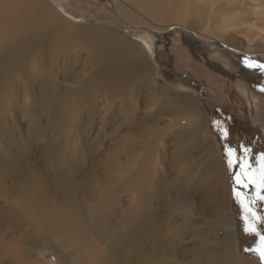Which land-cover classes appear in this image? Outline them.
I'll return each instance as SVG.
<instances>
[{
    "label": "bare ground",
    "instance_id": "obj_1",
    "mask_svg": "<svg viewBox=\"0 0 264 264\" xmlns=\"http://www.w3.org/2000/svg\"><path fill=\"white\" fill-rule=\"evenodd\" d=\"M94 1L0 0V150L7 164L0 166V264H112L127 256L148 264H252L254 257H246L238 241L233 215L223 213L222 220L206 226L210 234L224 229L216 237L196 220L198 213L202 221L208 219L207 210L221 205L229 189L223 154L209 133L201 101L187 92L171 99L159 86L160 98L141 101L139 83L152 73L148 31L126 37L120 22ZM114 4L129 24L140 22L128 13L134 6L156 21L155 29L174 26L225 49L264 55V0ZM77 62L81 72L71 80L67 71ZM240 90L251 100L246 85ZM253 107V121L263 129L264 102ZM52 114L71 120L76 146L83 128L94 129V116L100 115L102 128L109 119L103 136L110 137L113 161L105 155L97 160L102 169L109 161L110 166L97 177L98 193L94 190L86 213L66 198L52 200L55 193H78L76 173L86 170L56 156L67 153L64 145L71 141L65 138L61 146L50 137ZM23 117L27 132L17 136L9 121L18 125ZM122 193L128 201L117 215ZM119 216L125 227L120 233L113 222ZM89 231L99 237L107 231L100 238L109 250L103 263L92 257ZM187 235L215 247L202 245L181 260L176 247ZM44 256L50 259L44 262Z\"/></svg>",
    "mask_w": 264,
    "mask_h": 264
},
{
    "label": "rangeland",
    "instance_id": "obj_2",
    "mask_svg": "<svg viewBox=\"0 0 264 264\" xmlns=\"http://www.w3.org/2000/svg\"><path fill=\"white\" fill-rule=\"evenodd\" d=\"M94 3L97 6V9L103 7L107 9V11L111 12L118 23L120 22L119 24L122 25L119 27V31L123 32L126 37L128 36V38H134L135 35L133 33H139L143 30L146 32L148 31L144 36H146L148 41L152 44L153 51L146 54V58L148 57L152 73L150 75H145L144 79H142L139 83L141 90H136L139 92L138 95L140 96L141 101L149 99L150 96L160 98L162 91L157 88L158 86L159 88L165 90V93L167 94L166 96L171 99L175 98L179 94L187 92L196 96L201 101V107L207 116L209 133L218 144V147L223 154V160L226 167L225 169L227 170L226 172L229 179V189H227V193L224 196L225 201L221 205L218 206L215 204V207L212 205L207 210L206 216L209 221L208 219L202 221L203 215L201 213H198L196 220L197 222H201V227L205 229L207 228L206 226L216 222V220L217 222L222 220L223 213L233 215L236 222V228L238 229L237 238L239 243L242 244L244 255L249 258L254 257L252 259L255 260L252 264H264V261L260 259L257 253L252 251L257 247L259 237L245 230V209L244 206L237 200L235 194L236 190L239 189L244 196L251 200L257 195V187L255 184H249L248 187L238 185L236 183V175L240 171V166L239 164H236L234 167H229L228 164L229 149H235L236 155L241 158L245 155V149H248V161L252 165L253 174L257 177V179L259 177V173L256 170L260 166V156L264 153V128L261 129L257 126L259 124L253 121L252 108H254L253 103L255 104L256 101L264 102V71L254 66L256 64H264V55L254 57L227 47L228 49L235 51L229 53L228 49H225L224 45L221 43H217V45H215L214 43L207 42L188 30V32L184 34L181 32V29L174 26L164 30L155 29L153 27L156 21L152 20L148 17V15L136 9L134 6L129 9L132 12H127L130 13V15L139 16L140 22L137 24H129L123 19V17L119 16L115 8L114 0H95ZM219 3L220 1H218V5ZM96 6L94 8H96ZM199 24L200 22L197 20L194 25L199 28ZM238 53H240V55ZM72 59L74 58L72 57ZM72 59L71 62H74ZM250 64L253 66L250 67ZM79 71V62L75 65L70 64V70L67 71V75L71 80H73L75 76L74 74H77ZM152 80H155L156 85L152 82ZM245 85L253 93L251 100L246 99L240 90V87ZM90 94L92 97H95V90L91 89ZM96 103L95 107H98L100 101L97 100ZM99 116L100 115L97 114L93 119H91L94 127L93 130L87 131L83 128V130L80 131V135L78 136L80 140L79 143L81 146L84 145V148L76 146L72 142L74 136L71 133V131H73V127L70 128V119H58L52 114L51 117L55 118L52 120L54 130L51 131L50 134L48 132L50 137H53L55 140L59 139L61 146L64 145L62 143L65 141V138H69L71 141L70 144L64 145L65 150L68 151L67 153H63V151L60 153L57 151L58 154L56 156H58V158L70 160V163L79 168V170L86 169L85 171L76 173L75 182L79 185L78 193L70 192L71 195L55 193L52 196V200L54 203H59L66 198L68 199L70 206H73L75 209L80 207L81 212L83 213H86V207H88V205L91 207V204L93 203V201L90 200L95 197L94 190L98 193V189L96 187L100 182L97 177L99 176L102 178L101 171L104 170L106 173L110 166L109 161L108 167L106 164L102 169L98 167L99 163L97 160L101 158V156L105 155L106 158L112 157L113 161V153L111 149H108L110 148V137L103 136L105 135V126L109 127V119L107 120L104 128H102ZM24 119L25 117H23V120L18 124L21 125L20 127H18L14 121H9V125L12 128L11 131L17 136H20V131L24 132V134L27 132V130H25V128L27 129V125ZM108 133L110 134L109 131L106 132V134ZM101 138H105L106 140L103 139L104 146L99 148V139ZM7 142L8 140L5 141V143ZM2 151L4 150H0V166L6 162L4 152ZM121 157L123 159L124 155H121ZM108 175L109 172L107 173V176ZM127 201V193H122L120 203L116 204L118 207V210L116 211L117 215L120 213L119 209L123 207V204ZM252 207L260 215H264V200H257ZM116 219L117 220L113 221L114 224L119 225L116 230L119 231V233L123 232L125 230L123 225L124 221H121L122 219L120 216L118 218L116 217ZM205 222L207 223L205 224ZM258 228L261 231H264V224H259ZM205 231L208 232L206 234H212L214 237L218 234L219 236H223L225 234L223 228L217 230L219 232L218 234H210V232L206 229ZM88 234L90 236V251L92 257L103 263L106 260L105 255L109 250L107 251L106 247H102L103 245H100V238L106 236L107 231H105V234H102L101 237L98 236L99 234H95L94 231H89ZM152 239L153 238L150 240ZM202 239H200V241L197 236L196 238H193L190 235L185 236L184 241L176 247V251L180 253L181 260H187L189 255L188 251L194 250V252H197L201 249L202 245H209L211 250L214 249L215 245L213 243L209 244L206 241L202 244ZM213 241H215V239H213ZM16 252L18 253V249H16ZM42 259L45 262L46 260H49L50 257L44 256ZM245 263L251 264L250 261ZM112 264L148 263L141 262L137 258L135 259L134 257L130 258L127 256L124 259L114 260ZM195 264L204 263L202 261H195Z\"/></svg>",
    "mask_w": 264,
    "mask_h": 264
},
{
    "label": "snow or ice",
    "instance_id": "obj_3",
    "mask_svg": "<svg viewBox=\"0 0 264 264\" xmlns=\"http://www.w3.org/2000/svg\"><path fill=\"white\" fill-rule=\"evenodd\" d=\"M252 67L253 65H249ZM255 67L264 71V64H256ZM226 134V130H225ZM229 167H234L236 164H239L240 171L236 175V183L243 187H248L249 184H255L257 187V195L254 196L251 200H249L246 196H244L239 189L236 190V198L237 200L244 206L245 209V223H246V231L255 234L259 237V243L255 249L257 255L260 257L262 261H264V231H261L258 228L259 224H264V215H260L253 207L257 200H264V153L260 156V166L256 170L259 173V177L253 174L252 165L248 161L249 150L245 149V155L243 158L236 155L235 149H229Z\"/></svg>",
    "mask_w": 264,
    "mask_h": 264
},
{
    "label": "water",
    "instance_id": "obj_4",
    "mask_svg": "<svg viewBox=\"0 0 264 264\" xmlns=\"http://www.w3.org/2000/svg\"><path fill=\"white\" fill-rule=\"evenodd\" d=\"M182 33H184V34H186L187 33V31H181ZM228 51H230V50H228ZM230 52H232V51H230ZM238 54H240V53H238Z\"/></svg>",
    "mask_w": 264,
    "mask_h": 264
},
{
    "label": "flooded vegetation",
    "instance_id": "obj_5",
    "mask_svg": "<svg viewBox=\"0 0 264 264\" xmlns=\"http://www.w3.org/2000/svg\"><path fill=\"white\" fill-rule=\"evenodd\" d=\"M229 53H232V52H229ZM240 55V54H239Z\"/></svg>",
    "mask_w": 264,
    "mask_h": 264
}]
</instances>
